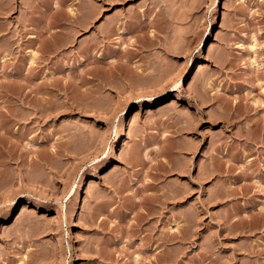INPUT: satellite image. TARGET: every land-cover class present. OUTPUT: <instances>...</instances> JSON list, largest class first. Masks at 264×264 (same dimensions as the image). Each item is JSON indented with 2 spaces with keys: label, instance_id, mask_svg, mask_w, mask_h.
I'll return each instance as SVG.
<instances>
[{
  "label": "rangeland",
  "instance_id": "obj_1",
  "mask_svg": "<svg viewBox=\"0 0 264 264\" xmlns=\"http://www.w3.org/2000/svg\"><path fill=\"white\" fill-rule=\"evenodd\" d=\"M0 264H264V0H0Z\"/></svg>",
  "mask_w": 264,
  "mask_h": 264
},
{
  "label": "bare ground",
  "instance_id": "obj_2",
  "mask_svg": "<svg viewBox=\"0 0 264 264\" xmlns=\"http://www.w3.org/2000/svg\"><path fill=\"white\" fill-rule=\"evenodd\" d=\"M199 68L202 70V66H200ZM199 68H197V69H199ZM199 71H200V70H199ZM201 72H202V71H201ZM196 75H197V74H196ZM196 75H195V76H196ZM199 75H200V74H199ZM192 76H193V75H192ZM195 76H194V77H195ZM196 77H197V79H199L198 76H196ZM196 77H195V78H196ZM192 78H193V77H192ZM197 79H194V78H193L194 82H195V81H198ZM191 82H192V79H191ZM194 82H193V83H194ZM193 83H190V84L193 85ZM195 83H196V82H195ZM192 85H191V86H192ZM177 98H178V97H177ZM171 103L173 104V103H175V101H174V102L172 101ZM157 105H158V104H157ZM90 182H91V181H90ZM89 184H92V182L89 183ZM28 200H29V199H28ZM30 203H31V202H30ZM22 205H23V204H22ZM25 205H27V204H25ZM25 205L22 206V210H23V211L26 209V208H25ZM23 207H24V208H23ZM26 207H27V206H26ZM181 216H182V215H181Z\"/></svg>",
  "mask_w": 264,
  "mask_h": 264
}]
</instances>
